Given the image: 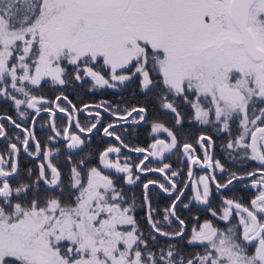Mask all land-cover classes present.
Wrapping results in <instances>:
<instances>
[{
	"label": "snow or ice",
	"instance_id": "snow-or-ice-1",
	"mask_svg": "<svg viewBox=\"0 0 264 264\" xmlns=\"http://www.w3.org/2000/svg\"><path fill=\"white\" fill-rule=\"evenodd\" d=\"M70 81L90 83L89 90L135 81L175 125L184 118L182 101L192 120L229 134L226 150L257 167L220 182L216 171L228 170L209 151L212 137L181 142L158 119L151 122L153 142L130 148L117 129L148 122L149 108L78 107L63 94ZM45 84L61 94L47 98ZM0 98L19 117L0 116L12 126L0 122V264H264V0H0ZM85 111L89 120L81 123L77 114ZM42 113L43 137L35 130ZM96 134L118 144L90 159L85 138ZM122 148L143 158L122 161ZM174 150L187 165L191 199L226 227L199 218L190 226L178 214L181 173L164 162ZM22 154L34 166L23 167ZM153 159L160 166L149 167ZM196 166L208 170L198 180ZM149 173L166 183L142 182L145 231L134 215L136 196L117 181L136 185ZM245 179L255 190L248 204L222 195L219 212L210 206L212 185L219 191ZM153 187L179 194L161 211Z\"/></svg>",
	"mask_w": 264,
	"mask_h": 264
},
{
	"label": "flooded vegetation",
	"instance_id": "flooded-vegetation-1",
	"mask_svg": "<svg viewBox=\"0 0 264 264\" xmlns=\"http://www.w3.org/2000/svg\"><path fill=\"white\" fill-rule=\"evenodd\" d=\"M79 82L73 83L69 82L63 89V94L67 95L69 100L73 102L78 107H83L84 104L90 105H98L101 103H106L112 106H119L122 110L126 106L130 105H137L140 100L144 97V93L140 91L139 87L137 86V82L129 81L125 85L120 86L115 89H92L89 90L90 95L87 96V99L80 100V94L77 91H73ZM90 88V84H89ZM41 93L44 94L49 99H54L55 96L60 95L61 91L59 86L55 90L49 84H45ZM149 104L153 107L157 104L155 97L149 96L148 98ZM66 102H62V106H65ZM178 106L183 114V121L181 125H175L174 118L171 114L164 113L163 110L162 116L164 123L167 127L171 128L174 132H176L178 138L181 142L185 140L189 142H194L195 138L201 134L209 135L212 137L213 146L209 149L211 155L214 159L220 160L222 164H224L225 168L228 170L225 173H220L219 170L216 171L215 175L219 178L220 182H224L226 178L229 176L230 173L235 172L238 175H243L247 171H252L254 168L257 167L256 162L248 161L241 159L239 153H230L226 150L225 146L227 142V138H229V134L226 132H220L217 130L214 124L209 125H201L198 124L196 121L191 119V108L190 106L184 104L182 101H178ZM102 111V110H101ZM31 114V112H30ZM78 118L80 119L81 123H87L89 118L87 116V111L83 114H77ZM0 116H12L15 119L19 120V117L16 114V110L12 105L11 101L5 100L4 98H0ZM102 116L105 118V123L111 122L112 117H109L108 113L102 112ZM63 117V113H58L57 115V123L61 124V118ZM47 121V114L42 113L41 117L38 118V122L35 125V130L38 135L41 137L47 134V128L45 127ZM5 123L7 128H11L12 126L7 123L6 120L0 121ZM24 123L23 121H21ZM30 124L31 121H28ZM62 126V125H61ZM238 122L236 125L232 127V136L238 134L237 131ZM117 131L121 134L123 141L128 144L130 148L134 147H144L147 148L149 144L153 142V136L150 134L151 132V122H141L140 124H132V123H123L121 122ZM166 133H160L159 138H165ZM108 143L118 144L117 141L111 140L107 137H102L100 134H96L91 139L85 138V146H84V153L92 159L93 155L97 156L98 151L102 150L104 147L107 146ZM0 145L3 146V142L0 141ZM198 149V155L202 158L203 157V150H199V145H195ZM144 154H137L135 152H130L127 148L121 149V160L123 161L124 157H130V162L138 163L139 159L143 158ZM166 159L164 162L169 163L172 165V170L178 171L181 173L179 177H176V183L182 189H184L185 195L181 198L182 203H179L178 206V214L183 218L186 222L194 223V218H199L201 222L205 219L212 220L213 223L221 228L226 227L225 222L218 220L211 216V213L207 210L208 206L201 205L195 202L192 198V188L189 184L185 186L184 181H187V165L186 163L182 162L180 155L178 152L174 150L173 153H166ZM77 159L80 157L77 156ZM115 158V156L113 157ZM96 163V160L92 161ZM159 159H153L152 162L149 164V167H156L160 166ZM20 164L23 167H32L34 163L30 157H27L26 154H22L20 157ZM206 169H202L199 166L194 167L193 169V178L199 179L201 175L207 174ZM141 180L137 182L136 185H125L122 179L117 181V184H121V186L126 190L127 195L132 197L133 195L136 196L135 200V211L134 214H141L143 212L144 218H142L145 222V214L146 209L142 206V182H146L147 179H158L161 183H166L164 178L159 173H149V174H140ZM114 178L117 174L113 173ZM143 176L145 179H143ZM212 188V196H211V207L218 211L221 208V199L220 197L226 196L228 198H235L238 201L248 204L250 199L255 195V190L251 188L250 180L245 179L241 182L234 181L232 185L229 186L227 189H221L219 191L216 190L215 185L211 186ZM179 193H174L173 196L169 197L166 193L160 192L158 188L153 187L152 189V196H153V205L154 207H158L161 211L167 207L171 200L175 198V195ZM131 200H129V203ZM188 204V208H184L183 205ZM143 207V208H142ZM159 218V217H157ZM236 221L233 220V223ZM175 228V225L172 226ZM163 239L164 238H158ZM175 241H173L174 243ZM190 247V246H189Z\"/></svg>",
	"mask_w": 264,
	"mask_h": 264
},
{
	"label": "trees",
	"instance_id": "trees-1",
	"mask_svg": "<svg viewBox=\"0 0 264 264\" xmlns=\"http://www.w3.org/2000/svg\"><path fill=\"white\" fill-rule=\"evenodd\" d=\"M101 69H102V65H101ZM89 84L90 83H81L79 82V84L77 85V87L73 90V91H77L79 94H80V97L79 99L80 100H83V99H87V96L90 95L89 93ZM49 86L52 87L51 84H49ZM53 88V87H52ZM148 98L149 96L148 95H145L144 94V97L140 100V102L137 104V105H146L148 108H149V118H148V122H152L153 119H158L159 121H162L164 122L163 120V116H162V112H157L154 110V107H152L149 102H148ZM130 106H133L130 105ZM126 107H129V106H126ZM0 147H2L0 145ZM94 156V155H93ZM148 177V176H147ZM145 177V178H147ZM144 176H143V179H145ZM118 186H121V184L118 183ZM131 202V201H130ZM143 208V207H142ZM138 220V222L141 224L142 228L147 231V225H146V222H144V220L142 218H144V215H143V212L141 214H134ZM218 226V225H217ZM219 227V226H218ZM160 242V245L163 246L164 243H165V240L163 239H160L159 240ZM173 243V241H172ZM176 243V241L174 242ZM181 244H183V242H180ZM189 247V246H188ZM191 248V246L189 247Z\"/></svg>",
	"mask_w": 264,
	"mask_h": 264
}]
</instances>
